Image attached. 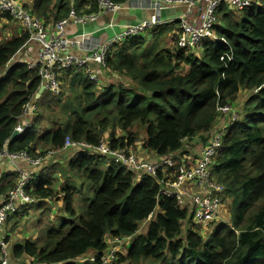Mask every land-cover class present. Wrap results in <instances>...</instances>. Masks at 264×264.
Segmentation results:
<instances>
[{
    "label": "trees",
    "instance_id": "obj_1",
    "mask_svg": "<svg viewBox=\"0 0 264 264\" xmlns=\"http://www.w3.org/2000/svg\"><path fill=\"white\" fill-rule=\"evenodd\" d=\"M34 4L31 13L45 24L68 18L71 12L100 11L98 0H35ZM218 14V38L205 40L196 50L179 48L174 38V45L168 46L162 37L151 41L143 34L128 36L122 46L114 44L103 70V77L109 75L114 83L102 93L83 70H67L61 77V94L44 91L35 101L38 109L41 103L43 108L37 110L32 129L39 130L44 120L51 129L43 135L26 130L17 138L14 129L42 79L37 68L17 58L33 42L30 33L25 30L6 38L0 28V153L7 149L38 157L33 154L43 142L49 146L43 156L61 149L67 136L97 145L117 126L124 134L112 130L110 145L126 149L140 139L131 131L140 121L146 129L144 147L160 157H176L189 151L186 143L189 146L204 134L207 141L210 132L227 122L220 106H234L242 92L250 95L241 118L228 125L214 163L215 180L226 188L225 202L231 200L230 222L219 221L205 237L201 225L193 224L189 211L175 198L159 195L166 175L161 170L142 175L136 184L135 174L125 166L85 152L69 162L71 170L83 172L98 186L87 198L85 215L77 224L69 220L48 228L39 242L16 245L15 256L35 257L38 263L79 264L76 258L94 252L96 259L87 264H102L108 232L132 236L141 221L152 217L147 234L139 235L129 250L132 264H264V0L242 11L223 4ZM5 17L12 20L8 14ZM69 79L66 95L63 85ZM48 184V188L37 186L36 193L51 196L54 183ZM29 187L26 192L35 196ZM65 191L66 208L77 217L74 192L69 186ZM188 218L190 225L183 228ZM4 239L9 243L5 233Z\"/></svg>",
    "mask_w": 264,
    "mask_h": 264
},
{
    "label": "built area",
    "instance_id": "obj_2",
    "mask_svg": "<svg viewBox=\"0 0 264 264\" xmlns=\"http://www.w3.org/2000/svg\"><path fill=\"white\" fill-rule=\"evenodd\" d=\"M98 1L100 11L83 15L71 12L68 18L58 20L52 28H49L30 10L25 9L18 0H0V18L6 20L5 15L8 14L14 22L20 23L24 30L30 33V40L39 44V51L35 54L28 42L20 50L17 58L20 62L26 63L29 68H37L42 79L41 85L46 86V91L55 95L61 94V77L71 68L78 71L83 70L92 82L100 84L111 47L118 40L121 41L129 35H136L151 27L177 24L173 28L177 46L188 50L199 49L205 40L218 38L215 26L220 22L218 11L223 4L229 10L242 11L254 2V0H126L121 3L111 0ZM130 6L152 9L153 15L139 25L130 26L125 33L106 42L93 40L91 33H82L74 37L67 35V29L71 24L85 25L98 20L105 11L117 13ZM180 6L185 7L182 16L171 20L161 19L162 10ZM84 44L90 46V50L85 55L78 56L71 52L73 47ZM35 110L36 106L31 99L24 106L20 121L14 131L19 134L26 131L32 124L31 117ZM219 111L227 122L210 132L198 158H194L191 146L187 143L185 145L189 151H181L176 157L161 156L157 161H148L133 150L111 147L110 140L104 139L94 145L86 141L74 140L71 136H67L63 147L55 149L52 154L56 155L58 152L68 150L97 154L107 161H114L125 166L135 174V178L145 174L153 176L161 170L166 175L162 179L159 195L175 198L181 208L189 211L192 222L201 225L202 229L203 227L212 228L222 220L221 211L225 204L226 193L225 186L215 180L214 163L227 133L228 125L237 118L234 108L230 105L220 106ZM0 157H7L12 163L24 160L34 168L40 167L44 161L42 158L30 156L26 151L10 153L7 149L0 153ZM30 179L29 174L22 173L17 185L8 192L5 201L0 205V259L2 264H11L8 245L4 239V225L9 215L16 210L18 205H29L38 200L25 190ZM119 240L118 236L112 239L114 245L109 246L101 255L102 264L114 263L119 252L115 243ZM95 259L96 256L92 258V260ZM34 264L47 263L34 261Z\"/></svg>",
    "mask_w": 264,
    "mask_h": 264
},
{
    "label": "crops",
    "instance_id": "obj_3",
    "mask_svg": "<svg viewBox=\"0 0 264 264\" xmlns=\"http://www.w3.org/2000/svg\"><path fill=\"white\" fill-rule=\"evenodd\" d=\"M18 1L20 4L23 5L25 9L33 11L35 0H18ZM184 12H185V7L183 6L167 8L162 10L161 19L163 20L177 19L180 16H182ZM152 15H153L152 9L139 8L137 6H130L129 8L123 9L117 13H110L109 11H105L103 14L100 15L98 20L94 22H88L85 25L71 24L67 29V35L69 37H74L82 33H91L92 37L94 38L93 40L97 42H106L109 40H113V38H116V36L119 34L125 33L127 31V28H129L130 26L141 24L142 21L151 18ZM53 25L54 22L52 21L50 23H46V26L49 28H52ZM176 25L177 24L165 25L168 26L171 31V34H167L162 37L164 39V42L168 46L174 45L173 28ZM165 26H157V27L144 29L140 31L138 35H141L146 30L151 29L152 31H157L159 28ZM0 28L3 29V35L6 38H11L15 35H20L23 31H25L20 23H16L13 20H8V19L5 20L4 18H0ZM145 36L147 37L149 35L146 34ZM125 38H123L121 41L118 40L117 44L119 46H122ZM30 45H31V50L35 54H37L39 51V44L36 41H33ZM89 50H90V46L88 44H84L82 46L77 45L73 47L71 49V52L78 56H81V55H85ZM187 67L188 66H186V69ZM6 72L7 71H4L2 75L3 74L5 75ZM84 75L86 74L84 73ZM108 77L109 75L105 74V76L103 77V81L99 84L100 88L98 89V93L104 92L108 86L114 83L113 79H108ZM69 93L70 91L66 92V95H68ZM36 97L33 99L34 105L36 106V110L32 114L31 123L34 122L37 116L36 112L38 110V107L35 101L38 99ZM44 124L48 125L47 122L43 121L42 126L39 130L37 127L36 129H32V125L27 130L30 132L37 130L40 133V135H43L51 129L49 125L47 128H44L45 126ZM110 129L111 131L108 130L105 135L106 140H110V133L112 132V130H114V128L112 127ZM204 135H199L190 143L191 153L194 156V158L199 157L202 147L206 142V137H200ZM120 136L123 135L121 134ZM39 146L40 147H38L36 153L33 155L42 158L44 161H42L41 166L37 168L32 167L28 162L24 160L15 161L12 163L9 161L7 157H0V205L5 201L9 190L17 185V183L21 179L22 173L29 174L31 176L28 185L30 186L29 188L31 190V193L38 198V200L32 204L24 205V206L18 205L16 207V210L9 215L7 223L5 224L6 227L4 225L5 236H7L10 239L9 243L7 242L6 243L8 245V255L11 264H34L35 257H31L27 255L15 256L14 247L18 244L25 245L26 243L29 242L36 243L40 240V238H42L43 233L46 231V228H44L45 226L44 215L48 211H50L53 206H55L54 208L55 210H59V211L67 210L66 202H65V206L63 207V201L61 200V198H64L65 201V197L67 193L65 189L69 185H66L65 180L64 183L60 182L58 177L61 176L62 178V174L59 171V169L65 166L70 168L69 162L72 159L71 156H69L70 154L77 155L78 157L79 154L84 153L83 151L68 150V151L58 152V154L56 155H59L60 157H55L56 155L52 154L54 150L51 149L49 151L46 150L48 152L42 156L43 154L42 152H44V150L49 146H46L45 144H43V142H41ZM141 146H144L143 140L141 141ZM135 148L138 147H129L126 149L132 150ZM138 153L144 158H146L148 161H157L160 159L159 155H157L155 152L151 150L146 149L145 147L139 148ZM49 180H52L54 183L52 185L53 194L47 197L37 194L36 187L37 186H44L46 188L50 187L48 184ZM140 180L141 177L137 176L134 182L138 184ZM9 184L12 185L9 187L8 190L3 192L2 189L9 186ZM71 188L75 193V189L73 187ZM87 198H91V197H86L85 202H87ZM224 214H226L227 217H229L228 220H224V221L230 222V215L228 209L226 208L222 209L221 211L222 219ZM10 220L16 222L12 225L10 223ZM151 221H152V217L141 221L139 224L138 231L134 235L120 237V240L115 243V245L118 246L119 252L113 264H132V262L128 257L129 250L139 235L147 234ZM187 225H190L189 218L183 221V228H186ZM213 231H214V226L212 228L203 227L202 229L203 235L205 237L212 234ZM114 237L116 236H114L113 233L111 232L107 233L106 235L107 248H109V246L114 245L112 243V239ZM95 256L96 254L94 252H88L87 254L76 258L75 262L79 264H82V262L91 263L93 262L92 258Z\"/></svg>",
    "mask_w": 264,
    "mask_h": 264
},
{
    "label": "rangeland",
    "instance_id": "obj_4",
    "mask_svg": "<svg viewBox=\"0 0 264 264\" xmlns=\"http://www.w3.org/2000/svg\"><path fill=\"white\" fill-rule=\"evenodd\" d=\"M256 0H254L255 2ZM143 35H150L151 38H155V37H163L167 34H171V31L169 29L168 26L165 27H161L159 28L157 31H152L151 29L146 30L145 32L142 33ZM173 44V43H172ZM126 45V44H125ZM127 46V45H126ZM173 46V45H171ZM117 77V76H115ZM108 79H111L108 77ZM117 80H121V78L117 77ZM70 79L66 82L65 86V92H69L70 89L68 88V83H69ZM103 81V79H102ZM250 97L249 92H242L237 101L234 102V106H232L234 108V111L236 112V117L238 116L239 118H241L242 116V112H243V106L245 101ZM44 103L45 100H42ZM43 106L42 103L39 106V110H42ZM45 116H48V112L45 113ZM44 122H47V120H44ZM44 128H47L48 125L49 127L50 124L46 125L44 124ZM109 131H111V129H109ZM115 133L119 136L122 134L123 135V131L121 130V128L119 126L114 128ZM131 131L137 132L138 135H140V139L131 147H138L135 149H132L134 152L138 153L139 148H142L144 146H141V141L145 138V134H146V129L145 126L143 124H141L140 121H137L132 127H131ZM200 137H206V135L204 136H200ZM144 141V140H143ZM147 149V148H146ZM140 155V154H139ZM69 156H71V161L75 160L77 155H73L70 154ZM55 157H60L59 155H56ZM60 167V166H59ZM59 171L62 174V178L61 176L58 177L61 183H64V180L66 182V185H69L71 187H73L75 189V193H74V207L78 212L77 217H73L70 212L68 210H63V211H59V210H55V206H53L51 208L50 211H48L45 215H44V221H45V226L44 228H46V230L48 228H57L60 226V224L62 222L65 221H69L72 222L73 224H77L79 221V218L83 215H85L86 213V208L89 202H85V198L86 197H91L94 195V192L97 190L98 186H96L92 181H90L81 171H73L70 168H68L67 166L62 167L59 169ZM90 198V199H91ZM61 200L63 201V207L65 206V201L64 198H61ZM230 203L231 200L229 198H227V202H225L223 208L230 210ZM57 208V207H56ZM225 211V210H224ZM157 210L155 211L156 214ZM229 215H230V211H229ZM231 216V215H230ZM229 217H227L226 214H224L222 221L224 220H228ZM16 221H11L10 223L13 225ZM7 223V222H6ZM10 225V226H12ZM6 227V225H5ZM40 232V229H39ZM45 233V232H44ZM43 233V234H44ZM16 237V236H15ZM43 237V235H42ZM42 238H40L41 240ZM39 240V241H40ZM38 241V242H39ZM88 262H82V264H87ZM149 264V263H147Z\"/></svg>",
    "mask_w": 264,
    "mask_h": 264
},
{
    "label": "water",
    "instance_id": "obj_5",
    "mask_svg": "<svg viewBox=\"0 0 264 264\" xmlns=\"http://www.w3.org/2000/svg\"><path fill=\"white\" fill-rule=\"evenodd\" d=\"M45 90H46V86L44 84L41 85L39 92L36 95L37 96L36 98L39 99ZM19 135H20L19 132L14 131L13 138H17Z\"/></svg>",
    "mask_w": 264,
    "mask_h": 264
}]
</instances>
